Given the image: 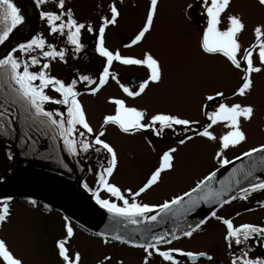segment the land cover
<instances>
[{
	"label": "snow or ice",
	"instance_id": "1",
	"mask_svg": "<svg viewBox=\"0 0 264 264\" xmlns=\"http://www.w3.org/2000/svg\"><path fill=\"white\" fill-rule=\"evenodd\" d=\"M48 2L49 0H35L37 7ZM198 2L203 12V28L199 41L201 53L206 56H222L232 68L237 70L240 73V83L231 92V97L247 98L253 89V74L264 71V23L254 27L253 43L243 47L239 36L246 28L244 20L237 14H227L225 17L231 0H198ZM258 2L264 6V0ZM159 4L160 0H149L141 26L130 41L123 45L124 48L141 44L154 30L159 15ZM191 7L192 5H188V8ZM108 13L99 17L98 27H94L91 22L77 19L71 9L65 10V0H57L56 10H43L39 13L41 19L46 21L49 33L53 36L66 37V43L72 46L74 53H80L85 48L82 42V30L98 34L94 51L104 58L105 63L97 76L82 74L78 70L70 80L53 75L52 61L58 59L66 63L69 49L57 48L42 33L33 35L26 43H20L17 48L11 49L0 58V75L5 77L14 94L15 102H19L25 111L31 112L34 118H46L41 120V123L56 128L68 153L78 154V151L87 153L91 149L97 153L103 150L109 155L106 166H102L98 172L99 188L94 192L96 203L111 213L118 222L139 225L159 223L168 216L183 219L202 202L223 207L237 198L246 201L252 193L264 191V178L254 175L257 167L264 166V155H259L250 165H241L240 168L232 169V178L243 174V179L248 181L247 187L238 188L239 197L227 194L234 186L240 185V179L230 178L227 185L225 181H220L219 189L212 187L219 170L216 169L197 180L188 191L166 199L162 203H142L138 200L141 194L162 181V174L175 169L179 148L191 142L194 137L217 143L213 159L220 167L232 164L233 159L240 160L241 157H253L254 154L264 153V144L249 148L240 156L228 158L226 153L229 150L247 141L243 124L251 122L255 107L251 103L226 102L230 97L221 90H213L203 95L200 110L207 121L203 124L199 120L171 111L149 112L147 108L130 106L124 98L112 96L108 98V102L114 106V110L105 114L99 128L94 130L80 99L84 93L78 85H82L88 94L96 96L111 80L118 85L126 97L138 98L152 85H159L164 81L163 62L150 49L144 51L141 56H136L122 54L120 49L111 50L106 46V30L109 26H117L121 17L115 0L108 5ZM225 18L227 26L221 27ZM24 20L25 16L21 14V9L14 0H0V21L3 22V27L0 28V44H3L13 29L22 25ZM17 52L22 56L17 55ZM114 62L124 66L143 67L146 70V78L141 79L134 87L121 83L119 74L111 70ZM49 91L56 95H50ZM49 103L63 106L64 111L47 109L45 105ZM5 114L4 111H0V117ZM109 125L116 127L123 134L149 131L156 136H162L166 129L175 131L177 126L181 127L182 132L192 134L179 139L176 146L162 150L158 165L136 191L131 188L122 191L116 183L110 182V177L118 166V155L115 147L102 138ZM215 127L226 130L218 135L214 130ZM84 187L88 188V185L85 183ZM100 189L115 197V200L101 198ZM12 199L13 197L7 196L0 200V227L10 220ZM29 203L35 206L37 201L32 199ZM257 203L260 207H264V201ZM247 210L251 211V209ZM239 215L240 213L237 212L236 216ZM210 219L219 221L225 227L224 240L231 253L230 264H264V258L250 256L251 246L248 243L255 237L264 238V224L250 222L235 224L233 218L219 216L216 211H211L210 216L200 219L194 225L177 224L174 229L159 233L146 230L148 238L143 240L126 238L119 233L111 238L142 249L144 256L141 264H150L155 256L161 258L162 264H181V257L193 262L205 258L209 264H212L214 257L208 251L185 250L170 246L173 241H178L181 237L191 238L194 233L202 231V226ZM64 220L65 234L55 242L57 255L62 264H82L81 252L72 249L70 244L75 236L72 223L67 216ZM96 235L102 237L105 244L109 242L110 237L106 232H99ZM162 245L167 247H161ZM234 247L238 251H234ZM111 261V256L104 255L97 264H110ZM0 264H24L21 258L14 255L4 239H0ZM117 264H123V261L120 260Z\"/></svg>",
	"mask_w": 264,
	"mask_h": 264
},
{
	"label": "rangeland",
	"instance_id": "2",
	"mask_svg": "<svg viewBox=\"0 0 264 264\" xmlns=\"http://www.w3.org/2000/svg\"><path fill=\"white\" fill-rule=\"evenodd\" d=\"M133 1H123L128 6V10L125 9V15L117 26H109L106 30V36L109 39L108 44L114 50L120 49L122 54L136 56H141L144 51L150 49L163 62L164 81L159 85H152L145 94L138 98L126 97L118 85L111 80L96 96L88 94L83 89L84 94L80 99L93 129H98L103 116L114 110V106L108 102V98L112 96L124 98L130 106L147 108L149 112L171 111L187 118L199 120L203 124L207 122L200 110L203 95L211 93L213 90H221L230 97V100L226 102L251 103L255 107V114L251 122L243 124L247 141L229 150L226 153L228 158L232 159L249 148L264 144V71L253 74L254 85L247 98L231 97V92L240 83V73L232 68L222 56H206L201 53L199 41L200 29H202L200 24H202L203 16L199 19V15L203 13L201 8L195 5L198 0H160L159 15L154 30L147 35L141 44L124 48L121 43L123 36L136 34L134 30L141 26L147 8L146 2L139 4L133 3ZM54 2L55 0H49L40 8L42 11L53 10ZM68 2L75 8L79 17L87 19L86 15L88 16L87 21L77 19L82 22H91L94 27H98L99 22H96L97 18H94V13H86L89 12L87 10L94 11L91 4L96 0H68ZM54 5L56 7V3ZM85 5L88 6L84 8L86 12L83 9ZM188 5H192V7L188 8ZM21 14L24 15L22 12ZM227 14L240 15L246 24V28L239 36L241 45L247 47L253 43L255 39L254 27L264 23V6H261L258 0H231L225 17ZM1 23L3 24L2 21ZM226 26L227 20L225 18L221 27ZM19 27L20 25L12 32L15 33ZM47 31V23L43 20L41 32L45 34ZM89 34L86 30H82V42L85 45ZM61 41L60 45L62 44ZM84 49L80 53H74L72 49L70 53L68 51L66 63L58 59L52 61V71L59 75V78L65 80H70L77 70L82 74H89L88 71L92 69L91 75L97 76L96 70L100 68L101 63L96 59L95 53L91 55L88 51H83ZM90 57L94 60L91 61L92 66H90ZM122 67L124 65L116 62L112 70L119 71ZM129 70L130 72L134 71L132 73L135 76L134 81L128 83L119 74L121 83L134 87L141 79L146 78V70L143 67L130 66ZM78 88L81 90L83 86L78 85ZM49 94L56 95L51 91ZM45 107L49 110L64 111L63 106L53 103L46 104ZM214 130L219 135L226 129L215 127ZM30 136L34 141V150L37 156L32 157L25 150L24 153L26 152L25 154L33 159L43 157L45 155L43 152H46L50 145L53 147V141L57 142L62 139L56 128L46 123H41L37 134L32 133ZM173 137L167 142L164 136H156L149 131L123 134L116 127L109 125L105 136L102 138L115 147L118 155V166L110 178V182L116 183L122 191L128 188L136 191L158 165L162 150L177 145L176 135ZM4 146L8 148L10 143L4 141ZM216 149L217 143L194 137L191 142L179 148L176 154L175 169L162 174V181L141 194L138 200L142 203H162L166 199L188 191L197 180L219 167L213 159ZM102 153L105 151H101L100 154L93 153L92 150L87 153L78 151V154H70L64 144L61 148H57L55 145L53 151L55 158L58 159L60 155L66 154L72 164L80 169L86 162H89L91 181L94 177L96 180L100 168L106 166L103 163L105 159ZM76 157L77 159L81 158L80 164ZM68 163H43L40 166L72 174L71 167L67 166ZM102 198L115 200V197H111L106 191L102 193ZM17 201L15 200V205L13 204L11 207L10 220L0 227V239L7 242L10 250L15 256L21 258L24 264H62L57 255L55 242L65 234L63 215L55 210L44 213L42 210L33 209ZM71 223L75 236L70 244L72 249L81 252L82 264H97L100 255L111 256L110 264H117L120 260L123 261V264H141V262L136 261L133 253L137 251L139 254H144L142 249L130 248V246L123 248L112 243V241L104 244L100 238L87 235L76 224ZM171 245L178 246L181 243L176 241ZM205 246L213 247L212 244ZM115 249L117 252L121 250L120 254H117L121 255L120 258L115 255ZM150 264H162L161 258L156 256L154 260L150 261Z\"/></svg>",
	"mask_w": 264,
	"mask_h": 264
},
{
	"label": "water",
	"instance_id": "3",
	"mask_svg": "<svg viewBox=\"0 0 264 264\" xmlns=\"http://www.w3.org/2000/svg\"><path fill=\"white\" fill-rule=\"evenodd\" d=\"M14 2L19 5L24 13V3L30 5L33 9L34 20L28 32L22 37L14 38L11 33L9 38L3 44H0V52L5 49L16 48L20 43H26L28 39L36 34L40 26V11L34 0H14ZM259 155H264V153L254 154L253 157H241L240 160L233 159L232 164L218 168L212 187L219 189L221 187L220 181H225V185H227L230 178H232L233 168H240L241 165L248 166ZM254 175L264 178V166L257 167L254 170ZM232 179H240L241 183L234 186L227 195H235L238 193L239 187H247L248 185V181L243 179V174H239ZM227 195L225 198H227ZM7 196L31 198L45 203L96 234L106 232L111 238L119 233L126 238L130 237L135 240L148 238L146 230L159 233L172 230L177 224L181 226H184L185 223L194 225L200 219L211 215V211L219 207L216 204L202 202L194 210L188 212L183 219L168 216L159 223H141L139 225L121 223L96 203L94 193H90L85 189L80 180H71L59 173L37 168L23 161L18 151L14 158L9 157L5 150L3 138L0 136V199Z\"/></svg>",
	"mask_w": 264,
	"mask_h": 264
},
{
	"label": "flooded vegetation",
	"instance_id": "4",
	"mask_svg": "<svg viewBox=\"0 0 264 264\" xmlns=\"http://www.w3.org/2000/svg\"><path fill=\"white\" fill-rule=\"evenodd\" d=\"M123 1L124 0H115L117 7L119 8V10L121 12V17L119 18V22L121 21L122 17L125 15V9L128 10V6ZM111 2H112V0H96V2L91 4V6L94 8V11L87 10L89 12H86L85 11L86 9H84V8L88 7L86 5L83 6V9L87 14L88 13H94V15H95L94 18H97L96 22H99L100 16L109 14L108 13V5ZM140 2H142V3L146 2L147 7H148L149 0H134L133 1V3H139V4H140ZM55 3H57V0H55V2L53 3V6H52L53 10H56V7L54 5ZM195 5H197L199 8H201V5L199 4V2H197ZM67 9H71L76 18H80L83 21L88 20L87 15H86L87 19H84L83 17H79L77 15L75 8L68 2V0H66V2H65V10H67ZM202 16H203V14L199 15V19ZM144 18H143V20H144ZM200 28H203L202 24H200ZM138 29H139V27L136 30H134V32L136 33ZM200 30L202 32V29H200ZM40 33H42L41 32V26H40V29H39L37 34H40ZM42 34L48 39V41L50 43L55 44L57 46V48L67 47L69 49V53L71 52L72 46L67 45L66 37L53 36L49 33V30L45 34L44 33H42ZM47 36H49V37H47ZM132 37L133 36L124 35L123 40L121 42L122 45L128 43L130 41V38H132ZM97 38H98L97 33H95V32L90 33L88 35L86 45H85V49L83 51H88L91 55H93L95 53L96 59H98V61L101 63V65L99 66L100 68H98L96 70L99 73L102 70V67L105 63V60H104V58H101L94 51V46H95ZM61 39H62V41H61ZM105 39H106V46L109 47L111 50H114L108 44L109 39L106 36V34H105ZM60 41L62 42L61 45H60ZM91 61H94V60H92V58L90 57V63H91ZM115 64H116V62L113 63L112 69L114 68ZM90 66H92V63ZM129 69H130V66H124L119 71H117V70H112V71L120 74L121 77H123L129 83L130 81H134V79H135L134 78L135 76L132 75V73L134 71L130 72ZM91 71H92V69H90L88 71L89 75H91V73H90ZM51 73L53 75H56L59 77V75L55 74V72L52 71V63H51ZM86 74H88V73H86ZM133 83L135 84V82H133ZM179 128L180 127H176L175 131L166 129L162 136H164V138L167 139L166 141L169 142L171 140V138H174L173 137L174 135H176V138L178 141L179 139L184 138L185 135H187V134L191 135L192 134V133H184V132H182V129L181 128L179 129ZM102 155H104V159H105V162H103V163L106 164V160H108L109 157L105 154H102ZM104 159H102V160L104 161ZM71 169H72L71 175L75 178L82 176L84 179V184L86 183L88 185V189H92L91 192H94L99 188V185L97 183L98 176H96V180H95V177L92 181L90 180L89 162H86L84 164L83 168L81 167L80 170L72 164ZM103 192H105V190L100 189L99 195L101 198H102ZM239 195L240 194L238 193L236 196L239 197ZM258 201H264V191H257L255 193H252L249 196L248 200H246V201L237 198L236 200H233L232 202L225 204L223 207H219L216 210V212H217V215H219V216H224L226 218H228V217L233 218V221L235 224L244 223V222H250V223H255V224H264V207H260L259 204L257 203ZM19 202H22V203H24V205L29 206L33 209L41 210L40 206H38V205L33 206L29 203V201H19ZM13 204L15 205V200L12 199V201L10 202V207H12ZM247 209H251V211H248ZM237 212L240 213L239 216H236ZM44 213H49V212H44ZM202 227H203V230L199 231L197 233H194V235L191 238L181 237V239L178 240V241H180L181 245H178V246L170 245V246L183 248L185 250L208 251L214 257L212 264H230L231 253L228 250L227 245H226L225 240H224V235H225L224 225L215 219H210V220H208V223ZM80 229L84 233H86L87 235L96 236L98 239L100 238L103 241L102 237H99L96 234L90 233L89 231L84 230L83 228H80ZM109 241L110 242L112 241V243H116L117 245L122 246L123 248H126V246H130L128 244H123V243H120L118 241H113V240H109ZM175 242L176 241H173L172 244ZM248 243L251 246L250 256L264 258V238L255 237L252 240H250ZM207 244H212L213 247L205 246ZM131 247L132 246H130V248ZM161 247H167V246L162 245ZM132 248H134V247H132ZM233 250L238 251V249H236L235 247ZM118 251L119 252H117V250L115 249V255L120 254L121 250H118ZM133 254H134V258L136 259V261L138 263L142 262V258L144 256V254H141V253L139 254L137 251H135ZM103 256L104 255H100V259ZM117 256L119 258L121 257V255H117ZM155 257L151 260H154ZM180 259H181V264H209V262L205 258H200L197 262H193L190 259L184 258V257H181Z\"/></svg>",
	"mask_w": 264,
	"mask_h": 264
},
{
	"label": "trees",
	"instance_id": "5",
	"mask_svg": "<svg viewBox=\"0 0 264 264\" xmlns=\"http://www.w3.org/2000/svg\"><path fill=\"white\" fill-rule=\"evenodd\" d=\"M3 24L0 21V28ZM17 55L21 53L17 52ZM26 58V57H23ZM0 111H4L6 114L0 117V134L8 141L16 143L20 154L28 161L37 164L38 166L43 163L65 162L67 160L65 155H60L57 159L53 154L55 145L57 148H61L63 143L58 140L53 141V147L50 145L46 152H43V157L33 159V156H37L34 150V141L30 134H37L41 120L46 118L38 117L34 118L31 112L25 111L19 102H15L14 94L3 75H0ZM14 119V120H13ZM51 143V144H52ZM14 150L12 143L10 144L9 152ZM24 150L29 153L27 156ZM39 156V155H38ZM56 159V160H55Z\"/></svg>",
	"mask_w": 264,
	"mask_h": 264
},
{
	"label": "bare ground",
	"instance_id": "6",
	"mask_svg": "<svg viewBox=\"0 0 264 264\" xmlns=\"http://www.w3.org/2000/svg\"><path fill=\"white\" fill-rule=\"evenodd\" d=\"M24 10H25V13H24L25 20H24L23 24L20 25V27L13 34L14 38H20L23 35H25L28 32V30H29V28H30V26L34 20L33 11L31 9L30 5L24 3ZM9 51H10L9 49H5V50L1 51L0 52V58H2Z\"/></svg>",
	"mask_w": 264,
	"mask_h": 264
}]
</instances>
